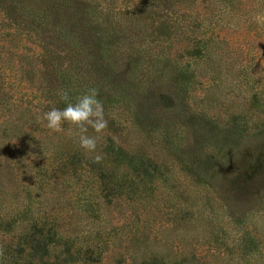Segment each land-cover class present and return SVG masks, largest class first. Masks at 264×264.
<instances>
[{
	"label": "trees",
	"instance_id": "trees-1",
	"mask_svg": "<svg viewBox=\"0 0 264 264\" xmlns=\"http://www.w3.org/2000/svg\"><path fill=\"white\" fill-rule=\"evenodd\" d=\"M254 7L0 0V66L26 93L0 79V264H264L256 223L223 220L210 191L226 152L264 140ZM92 88L108 121L88 129L95 153L43 120L66 107L61 90L75 103Z\"/></svg>",
	"mask_w": 264,
	"mask_h": 264
},
{
	"label": "rangeland",
	"instance_id": "rangeland-1",
	"mask_svg": "<svg viewBox=\"0 0 264 264\" xmlns=\"http://www.w3.org/2000/svg\"><path fill=\"white\" fill-rule=\"evenodd\" d=\"M254 8L257 13H264V6L254 0ZM2 60L4 57L1 58ZM5 64V63H4ZM4 79V88L10 90L13 98H26L25 89L21 87L18 80V73L15 67L10 69L2 64L0 66V79ZM4 112L0 108V121ZM5 118V116H4ZM262 141V144H260ZM264 140H259L256 144L249 145L244 150L237 153L232 151L226 152V157L221 162L220 174L213 178L212 195L224 204V210L229 216H223V220L229 222L234 216L250 215L247 220L253 225V229L257 228V233L261 239L259 245L264 249ZM249 211L252 213H249ZM232 214V215H231ZM231 215V216H230ZM244 216V215H243ZM234 230L238 225L230 224ZM244 226V224H243ZM221 235L227 233L225 228L221 229ZM215 245L216 252L229 253V256L238 257V254L225 247L220 242ZM203 253L204 251L201 250Z\"/></svg>",
	"mask_w": 264,
	"mask_h": 264
},
{
	"label": "clouds",
	"instance_id": "clouds-1",
	"mask_svg": "<svg viewBox=\"0 0 264 264\" xmlns=\"http://www.w3.org/2000/svg\"><path fill=\"white\" fill-rule=\"evenodd\" d=\"M254 19L259 24H264V13H257ZM58 95L61 100L67 102L66 107L56 108L43 114V120L47 121V127L54 132L63 131L65 122L74 126L69 129V134L78 137L79 145L89 153H95L99 136L88 135V129L91 127L96 133H102L108 126L105 119L103 103L98 99V90L89 89L85 94L78 97L75 103L69 102V93L61 90ZM103 156L97 153L94 161L99 163Z\"/></svg>",
	"mask_w": 264,
	"mask_h": 264
}]
</instances>
